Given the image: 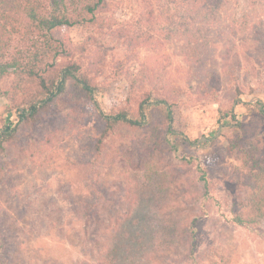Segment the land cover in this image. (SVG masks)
Segmentation results:
<instances>
[{"label": "rangeland", "instance_id": "obj_1", "mask_svg": "<svg viewBox=\"0 0 264 264\" xmlns=\"http://www.w3.org/2000/svg\"><path fill=\"white\" fill-rule=\"evenodd\" d=\"M106 2L98 23L65 26L55 37L75 50L73 60L102 57L106 91L97 100L106 114H137L145 94L161 96L174 87L179 101L172 130L187 141L173 151L168 134L122 128L97 155L100 124L91 106L83 105L82 114L62 98L35 120L20 122L27 106L13 101V79L4 78L0 132L12 134L21 124V133L0 148V262L109 264V251L121 239L124 249L143 242L148 264H264V220L256 227L235 222L242 195L232 178L241 163L227 152L226 139L241 124L250 126L251 140L264 136V3L249 14V31L237 37H231L227 16L234 12L225 11L204 33V66L191 74L181 39L129 48L116 35L121 29L150 31L140 20L151 9L157 16V6L149 0ZM19 45L16 38L7 61ZM234 54L241 62L227 69ZM130 77L139 78L134 89ZM148 105L144 125L157 116ZM100 185L107 196L97 205L91 188Z\"/></svg>", "mask_w": 264, "mask_h": 264}, {"label": "trees", "instance_id": "obj_2", "mask_svg": "<svg viewBox=\"0 0 264 264\" xmlns=\"http://www.w3.org/2000/svg\"><path fill=\"white\" fill-rule=\"evenodd\" d=\"M149 1L157 6L158 14L155 16L154 10L151 9L150 15H145L146 18L140 21H145L150 31H141L134 35L121 29L116 35L126 39L125 43L129 48L135 45H159L167 40L181 39L191 74L204 66V57L199 55L200 49L208 48L207 43L200 44L204 33L217 25L225 11L231 9L230 11L234 12L227 16L231 22V37H237L243 31H249V14L255 13V7L264 3L263 0ZM241 7L243 10H239ZM107 9L106 0H50L48 4H45L44 0H0V82L4 78H12L13 101L20 108L27 106L20 115V122L24 120L29 123L30 120H35L62 98H66L67 103L82 114L86 112L83 105L91 106L100 124L97 155H100L105 142L112 134L122 128L147 127L152 129L153 133L157 131L160 134H168L174 138L170 149L176 151L179 145L187 140L172 130L173 107L179 101L174 87L170 88L169 92H163L161 96H155L151 92L145 94L146 98L139 104L137 114L130 109L106 114L97 100V96L106 91L101 82L104 75L102 57L96 60H73L75 50L72 52L63 40L55 37L54 31L65 26L81 25L88 21L98 23L99 13ZM262 9L264 11V5ZM239 19H243L244 24L240 23ZM16 38L20 45L7 61V55ZM239 58L240 55L234 54L232 61L227 59L224 65L230 69L241 62ZM138 80V77H130L131 89L136 87ZM145 104H149L151 111L154 110L157 115L151 117L146 126ZM261 113L264 114L263 108ZM20 126L21 124H18L12 134L0 132L1 149L6 148L15 133L20 135ZM250 129L247 124L232 126V133L226 136V139L227 152L231 156H237L241 163L235 168L232 178L233 185L242 195L235 210V222L240 226L256 227L264 220V136L257 137L255 141L251 140L253 133ZM167 142L171 143L170 140ZM156 150L158 152V149ZM150 155L158 160L157 153ZM150 155L146 158L149 161V165H146L149 171L154 163ZM137 161L138 158H135V162ZM190 162L194 160L191 159ZM197 169L202 172V180L207 187L205 170L199 164ZM93 186L91 195L99 205L106 201L107 189L103 185L98 188ZM142 191H147L144 185ZM188 230L193 237L195 229L190 227ZM262 235L264 238V230ZM121 242L119 239L110 249L109 264H114L121 258V264L149 263L145 258L149 252L144 250L143 242L137 245L131 243L134 246L126 249ZM156 246L158 249L160 244Z\"/></svg>", "mask_w": 264, "mask_h": 264}]
</instances>
